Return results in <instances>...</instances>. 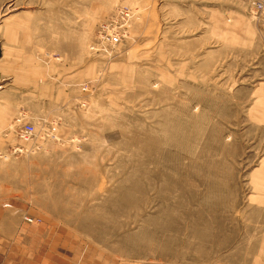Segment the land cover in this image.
Returning a JSON list of instances; mask_svg holds the SVG:
<instances>
[{"label":"rangeland","instance_id":"374dc122","mask_svg":"<svg viewBox=\"0 0 264 264\" xmlns=\"http://www.w3.org/2000/svg\"><path fill=\"white\" fill-rule=\"evenodd\" d=\"M263 238L264 0H0V257L257 264Z\"/></svg>","mask_w":264,"mask_h":264},{"label":"crops","instance_id":"0c3cea01","mask_svg":"<svg viewBox=\"0 0 264 264\" xmlns=\"http://www.w3.org/2000/svg\"><path fill=\"white\" fill-rule=\"evenodd\" d=\"M40 222L39 221H16V224H19V228L20 230L22 228H25V230L27 229L28 231H30L33 235H29V239L28 242L29 243H46L47 244V237L45 236H40ZM12 227L17 228L15 225H11ZM39 228V229H38ZM18 233V231H17ZM5 236L7 238H17L19 236V234H16L15 232L13 233L11 232H7L5 234ZM13 240V239H12ZM262 241H260L261 243H264V238L261 239ZM47 241V242H46ZM259 242V241H258ZM258 242H256L257 244H259ZM258 249V248H257ZM52 251H57L56 249L50 248L47 252V249H45V252H43L44 254V258H41L39 260V263H36L34 260L32 261V257L35 256L33 253H29L28 255H22L21 253H13L10 255H6L4 257H0V264H63V259L62 257L58 254V253H51ZM255 251V249H254ZM259 251V250H256ZM42 252V251H40ZM254 253V252H253ZM251 254V253H248ZM41 256V255H40ZM256 256V255H254ZM255 257H253L254 259ZM44 259V260H43ZM258 262L257 264H264V255L261 259L257 258ZM60 260V262H59ZM255 264V263H254Z\"/></svg>","mask_w":264,"mask_h":264},{"label":"built area","instance_id":"2783aa9c","mask_svg":"<svg viewBox=\"0 0 264 264\" xmlns=\"http://www.w3.org/2000/svg\"><path fill=\"white\" fill-rule=\"evenodd\" d=\"M254 5L256 9L262 8V4L260 2L256 1ZM123 16H128L127 9H118L115 15L110 16L109 18L107 17L99 22L97 29V39L101 42L107 43L109 46L118 44L121 40V34L116 23L118 18H122ZM55 129V126H51L49 133L52 134ZM35 132L36 131L32 124L23 123L17 131V137L19 140L28 142L33 139ZM24 219L28 222L31 221V219L28 217H24Z\"/></svg>","mask_w":264,"mask_h":264}]
</instances>
